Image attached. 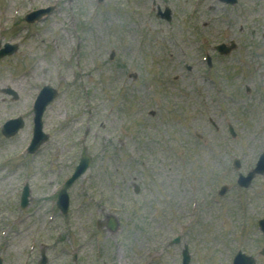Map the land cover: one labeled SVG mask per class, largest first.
I'll list each match as a JSON object with an SVG mask.
<instances>
[{
    "label": "rangeland",
    "instance_id": "374dc122",
    "mask_svg": "<svg viewBox=\"0 0 264 264\" xmlns=\"http://www.w3.org/2000/svg\"><path fill=\"white\" fill-rule=\"evenodd\" d=\"M6 43L17 49L0 57L2 264H182L185 247L189 264H233L240 250L264 264V174L237 183L264 153V0H0ZM45 85L58 93L31 152Z\"/></svg>",
    "mask_w": 264,
    "mask_h": 264
},
{
    "label": "water",
    "instance_id": "95a60500",
    "mask_svg": "<svg viewBox=\"0 0 264 264\" xmlns=\"http://www.w3.org/2000/svg\"><path fill=\"white\" fill-rule=\"evenodd\" d=\"M226 1L232 2V3L235 2V0H226ZM50 11H51V8L38 10V11L28 15L27 19L29 21H34L36 19H39L40 17H42V15H44ZM164 16L167 19H170L171 18L170 17V10H167V12ZM232 48L233 47H227L225 45L219 46V49L224 53L229 52ZM16 49H17L16 45L10 46L9 44H7L6 47L0 51V57L3 55H6V54H12V53H14V51ZM7 92L14 95L15 97H17V94L14 93V91H12L11 89H9ZM56 94H57V91L54 88H52L51 86H45L43 88V90L41 91V94L39 95V97L36 101L35 118H34V122H35L34 137H33L32 143H31L30 148H29V151H31V152H34L44 141H46L48 139V135L43 132L42 117H43L44 111L46 110L47 105L53 100V98L56 96ZM23 125H24V120H23V118L19 117V118L12 119V120L8 121L3 126L2 131L6 136H12V135L16 134L18 132V130L21 127H23ZM231 131H232V129H231ZM232 133H233V131H232ZM90 161H91L90 157L86 154V152H84L74 175L64 185V187L60 193L59 201H58V204L64 213L67 212L68 204H69L67 193H66V188H68L71 185L73 180L78 178L80 175H82L86 171V169L90 165ZM257 173H264V154L261 155L260 161L258 162L257 167L253 171H251L247 177L241 176L239 183L242 186H249L252 179L254 178V176ZM29 195H30V190L26 186L24 188V191L22 194V201H21L22 202L21 206L23 208L28 204ZM116 225H117L116 222H114L113 220H110L109 227L112 230H114L116 228ZM261 225L264 228V221H261ZM189 260H190L189 253L187 250H185L183 263L188 264ZM44 262H45V259H44ZM254 263H255V260L252 257H248L246 255L237 257L236 262H235V264H254ZM0 264H1V261H0Z\"/></svg>",
    "mask_w": 264,
    "mask_h": 264
}]
</instances>
